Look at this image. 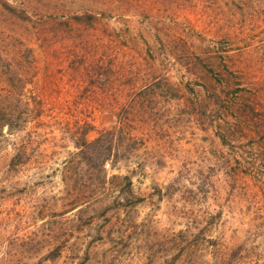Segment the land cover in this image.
Segmentation results:
<instances>
[{"label": "rangeland", "instance_id": "obj_1", "mask_svg": "<svg viewBox=\"0 0 264 264\" xmlns=\"http://www.w3.org/2000/svg\"><path fill=\"white\" fill-rule=\"evenodd\" d=\"M0 57V264H264V149L229 127L264 0H0ZM81 127L128 151L72 207Z\"/></svg>", "mask_w": 264, "mask_h": 264}, {"label": "trees", "instance_id": "obj_2", "mask_svg": "<svg viewBox=\"0 0 264 264\" xmlns=\"http://www.w3.org/2000/svg\"><path fill=\"white\" fill-rule=\"evenodd\" d=\"M4 6L10 11L14 12V9L3 2ZM17 15L20 12H16ZM76 19H90L91 16L88 13H83L81 15H75ZM10 62L8 60H4L0 57V69L4 71V81L8 84H14L15 73L11 74L10 71ZM2 108L0 107V125L3 123H7V119L9 117L4 116ZM86 127H81L76 140H74V146L76 151H74V157L68 161L67 166L72 170V174L74 178L72 179V184L76 187L74 190V195L76 199L72 202V207L80 205L81 203L88 201L87 198L83 199L85 195L89 192L87 191L84 194V189L87 188L93 179H98L99 182H102L106 177L105 166L104 164L109 161L112 164L118 156L124 155L128 151V138L122 135L120 132H116V140L114 141V130L108 129L104 132H98L96 136L91 139L86 138ZM121 147V149H119ZM79 169L82 170V173L79 174ZM80 175L81 178L85 176V179H79L77 176ZM124 177L128 179V174H118L111 173L109 174V178H117ZM80 180V181H79ZM87 182H84L86 181ZM89 183V184H88ZM76 185V186H75ZM89 189V188H88ZM78 195V196H77ZM81 195V196H79ZM115 203L126 204L127 200H117L115 199ZM112 204H107V207H111ZM77 209H81L79 206Z\"/></svg>", "mask_w": 264, "mask_h": 264}, {"label": "crops", "instance_id": "obj_3", "mask_svg": "<svg viewBox=\"0 0 264 264\" xmlns=\"http://www.w3.org/2000/svg\"><path fill=\"white\" fill-rule=\"evenodd\" d=\"M126 43H127V46H126V50L124 52H127L125 54H123V51H122V56L124 58L128 57V33L126 34ZM128 59V58H126ZM121 64V65H120ZM124 62H121L119 61V66L120 67V70L121 72L120 73H123V69H127L128 66H124ZM125 67V68H124ZM128 73L125 75L126 79L128 78ZM239 85V84H238ZM144 85H142L141 87H143ZM235 106H230V110L231 111H237V119L235 120L234 119V114H233V120L232 122H230V128L233 129V126H236L238 128V130L236 131V133H238V141H241L242 138L244 139H247V138H253L255 139V141L257 142L258 146L260 149H264V97H255L252 99L249 97V96H244L243 98H237V102L234 103ZM248 105V107L250 109L253 110L254 112V117L252 116V122H253V125H250V124H245V113H246V106L245 105ZM241 113V114H240ZM234 122H237L238 124L236 125ZM241 123H244L245 125H241ZM248 128H251V129H248ZM258 128L260 130H258ZM247 129V130H245ZM243 130V131H242ZM242 131V132H241ZM234 132V130H233ZM241 132V133H240ZM240 133V134H239ZM246 136V137H245Z\"/></svg>", "mask_w": 264, "mask_h": 264}]
</instances>
